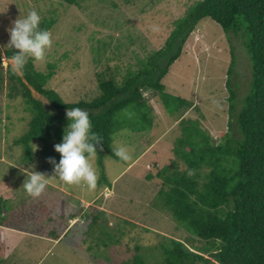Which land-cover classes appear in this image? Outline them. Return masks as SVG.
Here are the masks:
<instances>
[{"label":"rangeland","instance_id":"obj_1","mask_svg":"<svg viewBox=\"0 0 264 264\" xmlns=\"http://www.w3.org/2000/svg\"><path fill=\"white\" fill-rule=\"evenodd\" d=\"M196 1L82 0L79 6H71L62 0H0L1 65L7 66L8 29L34 9L41 15V23L56 21L50 30L52 47L43 61H35L39 72L54 68L48 89L57 91L70 104L90 102L99 95L93 88L94 80L115 78L118 86L123 85L165 46L175 22ZM233 51L237 62L231 86L237 92L236 106L240 109L238 102L248 92L251 79L244 39L225 34L207 19L192 33L182 57L163 80L167 95L192 102L194 107L171 114L160 95L146 92L147 101L154 106V128L139 134L126 130L115 136L113 150L127 146L130 161L108 156L103 170L98 155L92 159L98 176L94 189L83 182L67 185L59 179L54 171L61 159L55 151L58 143L50 144L51 158L44 159L45 145L37 141L33 143V161L25 159L24 148L16 146L15 140L28 132L32 116L24 99L11 98L5 87L0 92V195L10 212L7 220L0 217V264H121L133 259L137 246L143 252L157 253L164 238L169 237L190 249H200L203 244L199 238L180 229L169 213L156 211L160 187L147 182L145 176L155 162L169 165L170 144L181 137L182 120L200 122L216 140L228 133ZM34 96L49 106L45 97ZM32 171L50 177L45 191L36 198L28 196L22 186L26 173ZM98 210L106 214L100 223L114 230L115 239L125 227L121 220L138 226L131 234L120 235L122 244H105L99 241H106L99 229L91 231L88 227L87 219Z\"/></svg>","mask_w":264,"mask_h":264},{"label":"trees","instance_id":"obj_2","mask_svg":"<svg viewBox=\"0 0 264 264\" xmlns=\"http://www.w3.org/2000/svg\"><path fill=\"white\" fill-rule=\"evenodd\" d=\"M62 1L79 6L82 0ZM207 19L219 25L225 34L244 39L251 67L248 92L239 100V109L237 92L231 86L237 62L233 51L228 80V133L216 140L200 122L182 120L181 137L170 144L169 165L155 162L145 176L147 182L160 187L156 211L170 214L180 229L192 233L203 245L195 250L174 238H164L157 253L149 254L146 249L143 252L137 246L133 259L121 264H264V0H197L175 22L165 46L143 63L139 72L125 79L123 85L118 86L115 78L94 80L93 88L98 89L99 95L90 102L70 104L57 91L48 89L55 74L51 66L48 73L39 72L30 58L23 76H18L8 63L6 68L0 64V92L8 87L11 98L21 96L32 116L28 132L15 140L16 146L24 148L25 159L33 161V143L37 141L45 145L43 158H51L50 144L62 143L69 123L66 111L79 107L89 113L93 131L103 138L102 145L96 147L98 163L104 170L106 157L120 161L113 151L118 133L128 130L139 134L154 128V106L147 101L146 92L160 95L171 114L183 107H194L192 102L167 95L163 80L182 57L192 33ZM55 25V20H45L39 27L50 31ZM15 51L8 47L6 59ZM30 87L48 100V107L33 95ZM7 204L0 195L3 221L7 220ZM105 215L100 210L90 214L88 227L91 231L99 229L100 236L109 241L99 239L100 242L122 244L120 235L131 234L137 224L121 220L125 227L115 239L114 230L107 229V223H100Z\"/></svg>","mask_w":264,"mask_h":264},{"label":"clouds","instance_id":"obj_3","mask_svg":"<svg viewBox=\"0 0 264 264\" xmlns=\"http://www.w3.org/2000/svg\"><path fill=\"white\" fill-rule=\"evenodd\" d=\"M40 24L41 15L33 9L13 21L12 27L8 29L10 39L7 47L17 50L7 59L13 74L23 76L28 60L31 58L34 61H43L46 51L52 47L51 32L41 29ZM66 118L69 123L62 143L55 145V151L60 154L61 159L55 165L54 171L67 185L83 182L90 189H94L98 176L91 161L97 155L96 145H102L103 138L93 131L87 111L79 107L69 108ZM113 151L121 161L132 159L127 146L119 145ZM49 178L36 171L26 173L22 185L25 193L33 198L39 197L50 183Z\"/></svg>","mask_w":264,"mask_h":264},{"label":"water","instance_id":"obj_4","mask_svg":"<svg viewBox=\"0 0 264 264\" xmlns=\"http://www.w3.org/2000/svg\"><path fill=\"white\" fill-rule=\"evenodd\" d=\"M5 62H6V60H5ZM3 63H4V59H0V64H3ZM30 89L32 90L33 95L38 94L32 87H30Z\"/></svg>","mask_w":264,"mask_h":264},{"label":"crops","instance_id":"obj_5","mask_svg":"<svg viewBox=\"0 0 264 264\" xmlns=\"http://www.w3.org/2000/svg\"><path fill=\"white\" fill-rule=\"evenodd\" d=\"M11 231V230H10ZM20 235V234H19Z\"/></svg>","mask_w":264,"mask_h":264}]
</instances>
